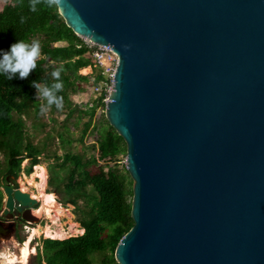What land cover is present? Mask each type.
Instances as JSON below:
<instances>
[{"label": "water", "instance_id": "1", "mask_svg": "<svg viewBox=\"0 0 264 264\" xmlns=\"http://www.w3.org/2000/svg\"><path fill=\"white\" fill-rule=\"evenodd\" d=\"M118 55L105 115L126 143L119 264H264V0H62ZM0 215L39 223L6 176ZM16 222L0 221V239Z\"/></svg>", "mask_w": 264, "mask_h": 264}, {"label": "trees", "instance_id": "2", "mask_svg": "<svg viewBox=\"0 0 264 264\" xmlns=\"http://www.w3.org/2000/svg\"><path fill=\"white\" fill-rule=\"evenodd\" d=\"M30 3L31 0H11L0 10V51H8L10 45L17 41L31 44L36 37L41 38V56L26 79H20L17 74L9 80L5 74H0V153H3L6 161L5 178L7 175L18 177L25 159L30 160L25 169L30 174L45 148L26 145V123L19 115L39 100L32 82L51 86L58 82L52 72L62 68L59 82H62L63 88L57 92V96L62 97V104L69 106V117L76 111L82 112L78 105L71 107V94L82 89L81 82L91 80L90 76L80 73V69L91 64L89 48L83 38L67 25L58 6L48 7L42 0L36 11H32ZM61 41L67 44L56 45ZM101 78V75H97L94 82H99ZM101 105L99 98L87 110L90 120L77 138L80 143L84 142L94 114ZM95 127L98 136L93 146L98 148V156L85 159L83 154L68 149L61 162L69 174L64 188L67 197L61 202L77 204L82 197L88 204L89 218L83 222L84 232L62 239L42 238L29 264H96L91 258L93 253L101 256L100 264H119L115 249L134 224L131 216L132 179L126 167L118 170L108 165L107 173H92L91 166L99 161L106 164L117 162L120 155H126L127 148L124 139L107 118ZM65 133L59 132V138L63 144L71 143L73 140H66ZM88 186H91V191ZM2 205L3 193L0 189V210ZM106 225L109 226L108 231ZM19 238L24 240L23 237Z\"/></svg>", "mask_w": 264, "mask_h": 264}, {"label": "rangeland", "instance_id": "3", "mask_svg": "<svg viewBox=\"0 0 264 264\" xmlns=\"http://www.w3.org/2000/svg\"><path fill=\"white\" fill-rule=\"evenodd\" d=\"M10 2L11 0H0V10ZM35 39L39 42L41 40L40 37H36ZM66 44L67 42L65 41L56 43V45ZM49 70L50 68L47 69V72H49ZM80 85L82 86V89L71 94V100L73 102L71 107L78 105L82 109V112L76 111L68 117L67 113L70 108L68 105L62 104L61 108H57L56 106L52 105L46 114H41V104L46 102L39 99L32 108L23 110L19 115L24 118L26 123V145H38L45 147L44 151L39 156V163L36 164L42 165L46 170V186L44 190L48 192H54L56 194L57 201L61 203L66 209V211L59 216L60 220L54 226L68 224L67 226H71L72 228L78 226V229L82 230L84 229L83 222L89 218L88 204L82 197L78 199L77 204L61 202L67 197L64 188L69 175L67 173L66 167H63L61 162L65 152L68 149L73 152H79L83 154L85 159H89L91 156H98V148L93 146L96 144L98 136L95 126L103 122V119L106 118V115L105 107H98L92 119L91 126L85 134L84 142L80 143L77 141V138L81 136V133L84 131L87 122L90 120L87 110L94 103V98L96 96V94L93 92L91 81L81 82ZM41 86H43V84ZM16 115L18 114L16 113ZM59 132H66V140L71 139L73 141L71 143L66 142L63 144L62 140L59 138ZM125 159L126 155L123 154L119 156V160L117 162L110 161L106 164L104 161H99L97 164L91 166V171L92 173H107L108 165L113 166L118 170H123L126 167ZM29 164V159H25L22 163L23 169L18 176L20 186L23 185L25 188V190L22 189L23 191L40 195L41 187L39 182H41V180L40 177L34 175L36 171V165L33 166V171L30 174L25 172V169L27 166H29ZM5 170V157L3 153H0V189L3 193V205L5 196L2 187L4 184H6ZM88 190L91 191V186H88ZM40 206L41 201L39 200L38 204L34 206L33 210L39 208ZM38 217H40L39 223L32 225L24 223V226L21 228L19 234L20 237L24 238L23 241H21L19 236L16 234L0 239V264H29L31 255L36 254V246L41 242L42 238H61L62 235L56 233H54V237L47 236L45 233H42L39 237L37 234H34L30 241V245L32 246V249L34 248V251L29 254L26 262L22 261L21 249L25 241H27L32 234V229L37 227V225H51L53 223L52 220H54L46 214H41ZM106 226L108 231L109 226ZM91 258L93 259L94 263L100 264L101 256H99L98 253H93Z\"/></svg>", "mask_w": 264, "mask_h": 264}, {"label": "clouds", "instance_id": "4", "mask_svg": "<svg viewBox=\"0 0 264 264\" xmlns=\"http://www.w3.org/2000/svg\"><path fill=\"white\" fill-rule=\"evenodd\" d=\"M42 0H31L30 8L36 11V7ZM48 7L59 6L62 0H43ZM40 42L33 40L31 44L24 41H17L10 45L8 51H0V74H5L9 80L19 76L26 79L36 68V61L40 56ZM63 69L58 68L52 72V76L58 81L51 86H41L33 81L39 99L46 103L41 104V114H46L52 105L57 108L62 107V97L57 96V92L63 88L59 82L60 73Z\"/></svg>", "mask_w": 264, "mask_h": 264}, {"label": "built area", "instance_id": "5", "mask_svg": "<svg viewBox=\"0 0 264 264\" xmlns=\"http://www.w3.org/2000/svg\"><path fill=\"white\" fill-rule=\"evenodd\" d=\"M83 40L86 46L89 48L91 64L88 65L87 67L80 69V73L91 77L90 81L92 82V89L93 92L96 94L94 101L101 98L102 100L101 106L106 107L110 86L118 63V55L115 51L104 46L103 44L96 43L84 37ZM97 75H101L102 78L100 79L99 82L95 83L94 79ZM59 220L60 217H58L56 220H52L53 223L49 226L51 227V231L53 233L62 235L60 239L78 235L77 233L82 234L84 232V229L79 230L78 226H75V228H72L71 226H67L68 224L67 225L60 224L58 226H54L57 224ZM32 224L33 223H29V225ZM41 234L42 233L40 234L37 233V236L39 237ZM50 237H54V236H50Z\"/></svg>", "mask_w": 264, "mask_h": 264}, {"label": "bare ground", "instance_id": "6", "mask_svg": "<svg viewBox=\"0 0 264 264\" xmlns=\"http://www.w3.org/2000/svg\"><path fill=\"white\" fill-rule=\"evenodd\" d=\"M86 39H89L85 37ZM35 176L40 177L41 182H39V185L41 187V193L40 195H37L35 193H30L32 197L37 198L41 201V206L37 209L32 210L33 214L36 216H39L41 214H46L47 216L53 218L56 220L60 215H62L66 209L63 207L61 203H59L56 199V194L54 192H48L45 191V183H46V170L45 168L38 164L36 165V171L34 173ZM33 178V177H32ZM32 182V181H31ZM38 184V183H37ZM21 189L25 190L23 185H21ZM45 232L47 236H54V233L51 231V227L49 225L46 226H37L32 229V234L30 235L29 239L25 241L24 245L21 249V258L22 261L26 262L29 254L34 251V248L32 249V246L30 245L31 238L35 234H40Z\"/></svg>", "mask_w": 264, "mask_h": 264}, {"label": "flooded vegetation", "instance_id": "7", "mask_svg": "<svg viewBox=\"0 0 264 264\" xmlns=\"http://www.w3.org/2000/svg\"><path fill=\"white\" fill-rule=\"evenodd\" d=\"M2 208H3V205H2ZM2 208H1V210H2ZM1 210H0V212H1ZM0 221H2L4 223L15 221L16 222V231L14 234H16V235L20 234L21 228L24 226V223L29 224V222L24 221L21 218H4L1 215H0ZM25 226H28V225H25Z\"/></svg>", "mask_w": 264, "mask_h": 264}]
</instances>
